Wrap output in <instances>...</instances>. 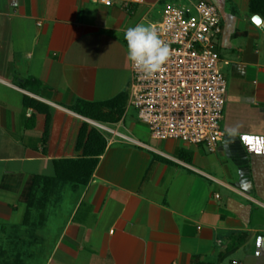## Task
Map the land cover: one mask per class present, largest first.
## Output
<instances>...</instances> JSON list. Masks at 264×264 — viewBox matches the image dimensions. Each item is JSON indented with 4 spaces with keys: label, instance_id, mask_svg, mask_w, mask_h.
I'll list each match as a JSON object with an SVG mask.
<instances>
[{
    "label": "crops",
    "instance_id": "obj_1",
    "mask_svg": "<svg viewBox=\"0 0 264 264\" xmlns=\"http://www.w3.org/2000/svg\"><path fill=\"white\" fill-rule=\"evenodd\" d=\"M110 1L0 0V264H264V0H217L213 152L127 107L124 32L178 0ZM110 101L114 123L74 110Z\"/></svg>",
    "mask_w": 264,
    "mask_h": 264
},
{
    "label": "built area",
    "instance_id": "obj_2",
    "mask_svg": "<svg viewBox=\"0 0 264 264\" xmlns=\"http://www.w3.org/2000/svg\"><path fill=\"white\" fill-rule=\"evenodd\" d=\"M98 1L111 5L110 0ZM179 1L165 4L159 20L148 24L167 43L169 57L147 78L130 63L127 107L136 111L151 139L203 145L213 152L223 137L220 123L227 94L221 70L227 62L215 49L221 19L206 0ZM140 2L128 0L125 6ZM94 124L112 137L145 147L117 130Z\"/></svg>",
    "mask_w": 264,
    "mask_h": 264
},
{
    "label": "clouds",
    "instance_id": "obj_3",
    "mask_svg": "<svg viewBox=\"0 0 264 264\" xmlns=\"http://www.w3.org/2000/svg\"><path fill=\"white\" fill-rule=\"evenodd\" d=\"M127 59L144 76L151 77L168 60L169 47L159 36L158 31L143 23L128 27L124 32ZM236 128L226 129L229 137L236 134Z\"/></svg>",
    "mask_w": 264,
    "mask_h": 264
},
{
    "label": "trees",
    "instance_id": "obj_4",
    "mask_svg": "<svg viewBox=\"0 0 264 264\" xmlns=\"http://www.w3.org/2000/svg\"><path fill=\"white\" fill-rule=\"evenodd\" d=\"M40 105L39 103H36ZM74 110L78 114H82L93 119H97L104 122L114 123L119 120L122 115V106L120 103L110 101L106 104L96 105L87 102H78L74 106ZM30 124L27 127H32L33 120H28Z\"/></svg>",
    "mask_w": 264,
    "mask_h": 264
},
{
    "label": "rangeland",
    "instance_id": "obj_5",
    "mask_svg": "<svg viewBox=\"0 0 264 264\" xmlns=\"http://www.w3.org/2000/svg\"><path fill=\"white\" fill-rule=\"evenodd\" d=\"M174 1H176V0H174ZM190 1H197V0H190ZM209 3H211V4H213L215 7H216V9H218L217 7H218V3H217V0H207ZM179 2H181V3H187L188 2V0H181V1H179ZM165 4V1H163L162 3H161V5L163 6L164 4ZM161 5L160 6H157L156 7V9H154L153 10V12H157L158 10H159V8L161 7ZM147 21H150V19H148ZM147 21L146 22H143V24H145V25H148L149 23H147ZM130 113H132L133 114V117L136 115V111L132 108V109H130ZM127 121H129L128 119H127ZM143 127V126H142ZM140 128V127H139ZM141 129V128H140Z\"/></svg>",
    "mask_w": 264,
    "mask_h": 264
},
{
    "label": "water",
    "instance_id": "obj_6",
    "mask_svg": "<svg viewBox=\"0 0 264 264\" xmlns=\"http://www.w3.org/2000/svg\"><path fill=\"white\" fill-rule=\"evenodd\" d=\"M253 22H254L255 24H259V23H260V20H259L257 17H254V18H253ZM262 26L264 27V24H262Z\"/></svg>",
    "mask_w": 264,
    "mask_h": 264
},
{
    "label": "snow or ice",
    "instance_id": "obj_7",
    "mask_svg": "<svg viewBox=\"0 0 264 264\" xmlns=\"http://www.w3.org/2000/svg\"><path fill=\"white\" fill-rule=\"evenodd\" d=\"M245 139H247V137Z\"/></svg>",
    "mask_w": 264,
    "mask_h": 264
}]
</instances>
